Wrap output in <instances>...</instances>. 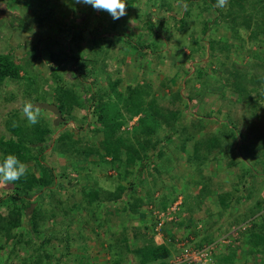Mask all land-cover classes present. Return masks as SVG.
Segmentation results:
<instances>
[{"label": "trees", "instance_id": "trees-1", "mask_svg": "<svg viewBox=\"0 0 264 264\" xmlns=\"http://www.w3.org/2000/svg\"><path fill=\"white\" fill-rule=\"evenodd\" d=\"M55 1H66L71 11L78 15L79 23L74 24L75 18L69 22H57L56 33H66L68 36L65 37L68 38L51 36L48 37L49 40L46 39L44 53L49 57L47 64L56 66L52 68L50 84L34 64L33 58L30 59L33 66L30 69V63L18 62L14 56L0 50V103L11 102L20 93V89L23 95L27 94V102L33 103L35 94L41 91L45 97L48 87L52 86L54 101L51 103L57 106L63 119L55 126L51 120L48 121L41 109L38 110L41 114L39 122L29 126L22 118V107L10 109L4 116L9 136L0 134V156L16 155L27 171L15 183H0V260L4 264L16 261L23 264H88L91 241L78 233L79 229L88 227L96 239H100L102 231L107 236L109 242L101 251L109 257L111 264H239L234 257L237 250L241 249H245L247 257L257 259L259 256L260 259L254 264H264V197L258 191L262 181L246 186L248 189L244 191L240 190L237 181H232L230 190H225L221 188L222 175L212 176L207 164L217 163L223 169L224 176L239 175L241 181L246 176L248 179L264 177L248 166L251 157L241 151L240 145L244 144L242 141L245 140V134L235 128L230 118L220 122L221 106L214 113L211 112L210 105L216 99V92L210 91L209 97L204 99L202 96L208 90L195 85L203 78L200 77L199 70H212V65H215L216 73L217 68L224 67L227 70L217 72L219 79L216 80L227 79L230 82L223 87L226 90L218 93L219 98L225 99L224 102L230 99V103L234 104L243 102L244 107H249L250 111L252 108L256 109V99L261 94L264 96V79L257 77L256 72L248 74L233 64L235 62L231 57L233 58L237 49L234 37L240 35L238 28L231 25L234 22L237 26L246 25L250 41L264 43V14L259 15V8L264 0H226L223 7L219 6L218 0H146L143 6L141 3L144 0H126L125 15L132 12L138 22V32L130 37L129 40L133 41L130 44L135 47L138 56L148 60V67L151 66L154 76L160 71L164 73V77L159 80V87L163 90L159 96L153 94V86L146 79L138 82L140 85L127 84L124 90H120L123 78H112L116 65L106 63L105 57L99 61L102 70L108 73L106 78L93 75V70L79 61L85 62L87 59L82 53L84 47L80 45L84 40L89 41V49L93 55L103 39L106 45L101 47L105 48H111L113 39L125 41L129 34L121 36L122 33L117 30L120 19H124L125 15L113 20L107 11L96 9L98 15H95L93 7L78 0ZM8 2L0 0L6 8H0V11L5 10L0 12V18L9 27L24 31L46 30L45 22L53 12V8L48 9L46 0H35L32 3L31 22L22 19L19 11L11 10ZM16 3L21 2L18 0ZM175 4L182 10L178 19L167 14L175 10ZM152 7H156V10H152ZM160 13L162 16L157 19ZM91 19L96 21V26L91 27ZM169 21H173V28L179 31L194 24L203 25L201 32H196L200 36L203 33V37L191 40L192 46L187 54L183 49L176 48V52L183 53V56L180 54L181 64L179 61L176 63L166 60L161 49L165 46L164 41L157 51L151 47V34H157L156 27L164 30L166 37L172 35V29L168 27ZM219 28L231 30L233 38L229 36L226 46L220 44L224 40L214 39H209L206 45L204 35ZM35 49L36 46H33V52ZM105 53L106 51H102V54ZM203 56L207 61L204 64L200 62ZM255 56L260 60L259 65H263L264 60ZM187 59H191L194 66L197 65L193 66L191 72L185 63ZM65 62H69L70 68L67 71L71 72L72 80L74 79L71 85L65 83V79L55 70ZM160 64L164 70L158 71ZM260 66L257 62L255 69ZM180 73L184 75H179ZM249 79H256L260 84L256 83L252 87L243 83ZM177 80L183 83L182 87L177 86ZM12 84L17 86V92L11 90ZM164 89H169V93ZM231 95H235V98H230ZM161 101L166 104H161ZM203 101L205 103L202 105ZM198 108L201 109L199 113ZM69 120L77 124L70 128L67 126ZM131 121L132 125L126 129L125 126ZM209 123L213 125L206 126ZM56 129L59 131L54 134ZM82 130L85 132L74 136L75 132ZM98 136L100 138L95 140ZM259 140L255 157H258L260 150L264 153V133ZM51 146L53 148L48 151ZM175 150H178V156L174 153ZM55 153L69 163H79V167L82 161H86L90 170L84 176L76 175L75 182L71 184L67 172L60 170L59 159L54 161ZM180 162L183 165L179 168ZM99 172L103 176H98ZM179 172L184 174L181 176ZM248 179L243 180L244 185ZM194 187L196 190L192 191ZM49 189L58 193V199L47 197L48 201L54 200L59 208L56 214L49 217L50 224L46 227L52 231L49 236H53L41 238L36 243L22 241L23 230L19 228L24 223L30 224V219L35 215L26 214L27 208L36 202L39 193ZM213 192L223 212L236 203L248 206L249 214L241 219V224H236L242 227L250 219V227L233 233L229 226L225 229L227 225L222 220L211 221V214L206 207ZM199 202L203 204L200 205ZM59 204L66 205L67 210L64 208L61 211ZM36 209L32 210L33 213L41 212ZM91 213L95 218L88 217ZM199 213L202 216H198ZM258 213L262 217L260 222L256 218ZM69 214L78 216L76 221L81 222L78 230L70 229L74 222L71 220L68 223L66 217L69 218ZM120 214L140 216L144 232H136V226L116 223ZM60 216L62 218H58ZM170 216H174L173 219L185 216L198 227L200 231L194 233L197 239L191 249L199 253L202 257L200 261L182 257L183 250L179 252L173 246L175 232L172 227L164 231L166 238L162 242H155L154 235L158 231L155 228L161 227ZM60 219L66 221L63 231H54ZM229 237H234L235 244L217 254L215 246L220 245L219 238ZM134 239L137 244L132 242ZM7 241H12L11 248L6 256H2L3 243ZM19 246H27L26 259L23 251L18 250ZM56 251L59 254L55 255ZM177 256L180 259L174 261Z\"/></svg>", "mask_w": 264, "mask_h": 264}, {"label": "rangeland", "instance_id": "rangeland-1", "mask_svg": "<svg viewBox=\"0 0 264 264\" xmlns=\"http://www.w3.org/2000/svg\"><path fill=\"white\" fill-rule=\"evenodd\" d=\"M9 2L7 3L9 8L12 10H17L19 11L20 16L22 17V19H25V21L27 22H31L33 20V14H31V6L32 3L35 0H20L21 3H16L18 0H8ZM25 4H24V3ZM146 0H144L141 3V6H143V4H145ZM46 4L48 9L53 8V12L50 16H48L47 18V22H45V28L46 30H42V29H37V30H33V31H24L21 30L19 28H14V27H9L7 25V22H5V20H3V18H0V50L1 52H7L10 55L14 56L18 62L21 61V63H26L29 64L30 63V59L33 58V60L35 61L34 64L37 65V68L40 70L42 76L47 80V82L50 84L49 80L51 79L52 76V68L56 67L55 65H48L47 62L49 60V57L47 56L46 53H44V50L46 48V39L49 40V38L52 36L53 38H58V37H62L64 38H68L65 36H68V34L66 33H60L59 35L56 33L58 26L56 25L57 22H69L71 19L75 18V23L74 24H78V15L73 13V11H71V8H69L68 3L66 1L64 2H56L55 0H46ZM53 4H56L55 7H53ZM175 10H173L172 12H167V14H169V16L174 15L177 19L181 17L182 13H181V9L179 8L178 4H175ZM134 6H136V4H134ZM0 8H3L6 10V8L4 7V3H0ZM5 10H2L5 12ZM152 10H156V7H152ZM260 10V16L262 14H264V4L260 6L259 8ZM0 11V12H2ZM94 14L98 15V11L95 9L94 10ZM77 16V17H76ZM162 16V14H158L157 15V19H160ZM120 23L117 27V30L122 33L121 36H123V34H129L127 36V38L125 39V41L121 40V39H113V45L111 46V48H105V47H101V45H106V41H104V39L101 41L100 47H96V52L93 55L90 52L89 46L90 43L87 40H84L80 43V45L82 47H84V50L82 51L83 56L86 59V61H81L79 60L81 63H83L84 65H87L88 68H90L91 70H93V75H101L102 78H106L108 73L104 72V70H102V66L100 65V61L102 60L104 57L107 58V60L105 61L106 63H110V64H115V71L113 73V75L110 74L111 71H108L109 74L113 79L117 76H121L123 78L122 83L119 86L120 90H124V87L127 84H131L134 85L140 81H142L143 79H146L147 81H149V83L152 84L153 86V94L159 96L161 89L159 87V80H161L164 77V73L160 70H164V67L160 64V66H158V71H160L157 75L154 76L152 70H151V66L148 67V65H150L148 63L147 59H142L140 56H138L135 52V47H133L130 43H132V40L130 37L134 34H136L138 32V22L134 16V14L132 12H130L128 15H125L124 19H120ZM254 20H256V18H254ZM95 20L93 21L91 19V24L93 26H96L95 24ZM252 20L250 21L251 24ZM168 27L170 26L172 35L166 37L167 35L164 34V30L158 29V27H156V33L157 34H151V47L152 50L160 48V45L162 46L163 41L165 42V46L162 49L163 55L166 57V60L172 61V62H180L179 64H181V56L180 54L183 56V53L180 52H176V48H178L179 50L183 49L185 54L188 53L190 47L192 46L191 40H197L199 37L201 38V36L203 37V33L200 36L199 34H197L196 32H201L203 25L200 23V25H193V26H189L188 29L179 31L176 28H173V21H169L168 23ZM235 24V25H234ZM234 24H232L231 26H236L238 28L239 31V35L238 37H234V44L236 46L237 49H235V54L233 55V58L231 57V59H233L235 63V67L240 68L245 70L246 73L248 74H255V72L258 74V76H261L264 79V64L263 65H259L260 60H258V58L255 55H258V57H261L262 60H264V43H254L252 41H250L249 39V30L245 29L246 25H241V26H237V23L234 22ZM90 28V27H89ZM90 30V29H89ZM195 32V33H194ZM66 34V35H65ZM201 34V33H200ZM232 31L229 29H223V28H219V29H212L210 32H208L206 35H204L206 37V45H208V40L209 39H214L222 41L224 40L222 43L220 44H224V46H226L228 43H225L229 40V36H231ZM90 35V34H89ZM242 36V38H241ZM49 37V38H48ZM232 37V36H231ZM86 38V36H85ZM233 38V37H232ZM150 41V38H147ZM138 43V42H137ZM36 46L35 52H33L32 47ZM159 50V49H158ZM170 50L171 52L167 51ZM102 51H106L105 54H102ZM32 52V53H31ZM175 56H174V55ZM24 57V58H23ZM92 57H93V61H92ZM23 58V59H22ZM155 58V57H154ZM163 58V57H162ZM91 59V60H90ZM178 59V60H177ZM89 60V61H88ZM98 61V63H97ZM46 62V63H45ZM200 62L206 63V58L205 56H203L200 59ZM258 62V66L260 67H256L255 69V65ZM97 63V64H96ZM186 66L189 67L190 72L193 70V61L191 59H187V61H185ZM102 64V63H101ZM177 64V66L179 65ZM232 64V63H231ZM153 65V63L151 64ZM30 69L33 67L30 63ZM60 66V67H59ZM57 67L56 72L60 77H63L65 79V83H68V85L72 84V76H71V72L67 71L70 67H69V62H65V63H61ZM64 66V67H63ZM197 65H195L194 67H196ZM63 69H62V68ZM150 68V69H149ZM212 70H199L201 72L200 77H203L202 80H200L199 82L195 83L196 87H200L202 88V90H208L207 94L203 95L202 97L204 99L209 97V92L212 91L213 93H215V97L216 99L214 100L213 104L210 105L211 107V112L214 113L215 110L217 108H219L221 106V112H220V122L225 121L226 118H230L234 124H235V128L239 129L240 132H243L245 134V140H243L242 142L244 144L240 145L241 147V151L242 153H244V155H248L249 157V167L252 170H255L257 172L260 173L261 176L264 177V153L262 152V150H260L258 157H255L259 148L258 142L259 137L261 134L264 133V96L261 94L258 96V98L256 99L257 101V107H254L256 109H251V111L249 110V107H244L243 102L242 103H230L231 101H229L230 99L226 100L224 102V100L219 98V94L222 90H226L225 87L226 85H228V83L230 82L227 79H220L219 81H217L219 79V76H217V72H224L225 70H227L226 68H217L216 69V73H214V69H215V65L212 67ZM210 68V69H211ZM252 69V70H251ZM95 70V71H94ZM231 70H234L231 67ZM157 71V72H158ZM211 71L213 73H211ZM185 73V72H184ZM184 73H180L179 75H184ZM194 73V72H193ZM54 74V73H53ZM197 76V74H195ZM230 75V74H229ZM190 76V74L188 75V77ZM231 77V76H230ZM186 78V75H185ZM217 79V80H216ZM183 80V79H182ZM172 81V79L170 80ZM39 82V81H38ZM42 85V82H39ZM177 86H181L183 85V83L181 81H176ZM239 83V82H238ZM244 84H248L249 86H254L256 83H259L258 80L256 79H249L246 80V82H243ZM48 84V85H49ZM175 84V82H174ZM260 84V83H259ZM138 85H140V83H138ZM264 85V83H263ZM176 86V85H175ZM72 87H74V85H72ZM11 90L14 92L18 91V88L15 84H12L10 86ZM53 87L49 86L48 87V93L45 95L44 97V93L42 94V92L40 91V93H37L34 95V99L32 102V104L34 103H51V101H54V98L52 96V90ZM165 92L169 93V89H164ZM19 92L21 93H17L16 97L11 100V102L9 103H0V134L5 135L6 137L9 136V132L7 131L5 124H4V120L6 119L4 116H6L7 111L12 109V108H21L23 107L22 104L24 103V101H28V97L27 94L23 95V93L21 92V89L19 90ZM190 93V92H189ZM199 93V92H197ZM218 95V96H217ZM211 96V95H210ZM225 96V95H224ZM218 97V98H217ZM226 97V96H225ZM230 98H235V95H231ZM36 99V100H35ZM197 101V100H196ZM223 102V104H222ZM161 104H166L165 102L161 101ZM205 102L203 101L202 105ZM201 105V106H202ZM178 106H181L180 104ZM223 107V108H222ZM7 108V109H6ZM203 109H205V105L203 107ZM210 109V108H209ZM36 111L41 110V109H34ZM43 110V109H42ZM200 108L197 109V113L200 112ZM89 112H92V108L89 109ZM43 114H45V116L47 117L48 121L51 120L52 123L54 124L55 121V115H53L52 113H50L49 111L43 110ZM211 116L213 117V114H211ZM78 117V115H77ZM79 118V117H78ZM77 119V118H76ZM74 119V120H76ZM63 120V119H62ZM135 120V119H134ZM50 121V123H51ZM61 122V120L59 121ZM59 122L57 124H54L55 126H58ZM133 121L129 122L125 128L129 129L130 126L132 125ZM75 124H77V122H70L67 121V126H69L70 128H73L75 126ZM213 125L212 123H209L208 126ZM262 127V128H261ZM57 128V127H55ZM59 131L58 129L55 130L54 134H56V132ZM85 131L82 130L80 132H75L74 136L77 137L79 136V134L84 133ZM100 137L98 136L95 140L99 139ZM261 144V142H260ZM235 145V144H233ZM53 148V146H51L49 150H51ZM178 150H175L174 153L176 154V156H178L179 154L177 153ZM59 159V167L60 170L62 172L66 171L67 174L69 175V178L71 180V184L74 183V178L76 175L80 176H84V174L89 171V164L86 161H82L81 162V167H79V163L77 162H70L67 160H65L63 157L61 156H57V154L55 153V158L54 161H57L56 159ZM93 158L95 159V156H93ZM83 167V168H82ZM212 171L215 174H218L220 172L218 166H214L211 167ZM219 170V171H218ZM218 172V173H217ZM181 174V176L184 174V172H179ZM101 175L103 176V173L100 174V172L98 173V176ZM232 175V174H231ZM239 175H232L231 177L228 176L226 177L225 180H222V185L221 188L225 189V190H230V184L232 183V181H237L238 186L240 187V190L243 189L246 190L248 188H246V186L256 182L258 183L259 181H262L258 191L259 194H261V196L264 197V179H262L261 177L258 179V177H254L251 179H248V177L246 176L245 179H248V182L245 183L244 185V181L239 179ZM246 181V180H245ZM123 184H125L124 181H122ZM253 185V184H252ZM196 187H194L192 189V191H195ZM236 190V188H235ZM231 191H233V189H231ZM256 191V190H253ZM214 193V192H213ZM211 195V197L208 199V206L206 207L210 214H211V221H216L218 219L222 220L223 222L226 223V228H228V226L231 228L230 230H232V232H239L240 230H242L244 227H250L251 222L249 221L250 219H247V223L245 225L242 224L237 226L239 223L241 224V219L246 218V216L249 214L248 212V206H242L241 203H236L235 205H230L229 209L226 212L221 211L220 209V205L217 202V198L215 193ZM52 196V199H58V193L54 192L53 190L49 189L48 191H44L43 193H39L38 195V199L36 198V202H34L33 204H31L27 210H26V214H32L31 216H34L30 219V224H26L24 223L19 230H23V235H21V239L22 241H30V243H36L37 240H41V238L43 239H47L50 236V231L48 228V224H50V221L48 222L49 217H51L53 214H56L59 211V208L57 207L56 203L54 200H49L47 199V197ZM34 198V197H33ZM242 202H245V200H242ZM35 204V205H34ZM200 205H202L203 203L199 202ZM60 205V204H59ZM250 206V204H249ZM29 208H37L39 210H41V212L37 213H33L29 211ZM67 210V206L65 205H60V210L64 211ZM36 209V210H37ZM147 209H150L147 208ZM172 210H174V206L172 208ZM264 211V210H263ZM72 212V211H71ZM221 213V216H218V214ZM72 214V213H70ZM69 214V215H70ZM85 214V213H82ZM117 215L119 214V211L116 213ZM93 214L91 213V215H88V217L90 218H95V215L92 216ZM198 216H202L201 213H199ZM174 216H170L168 217V219L163 222L162 226L159 227L157 226L155 229L158 230L156 231L157 234L154 235V240L156 243H160L163 241V239L166 238L165 235V230L169 229V228H173L174 229V243L173 246H175L178 251L180 252V250H183L182 253V257L183 258H187L191 261H200V259L202 258L199 253H197L195 250L191 249L193 242L197 239V237L194 235V233H196V231H200L198 229V227H196V225L193 224L192 221L188 220L185 216H182L178 219H173ZM58 218H62L61 216ZM257 221H261V215L260 213L257 214ZM66 219H68V223L69 221L72 220V222H74V224L71 226V230L72 229H77L80 228L81 226V222L80 220L77 222L76 219L78 220V216L76 214L74 215H70V217H66ZM205 220V219H204ZM52 221V220H51ZM65 220L64 219H60L58 223H56L58 226H56L54 229V231H63L62 227L65 224ZM93 223V222H92ZM116 223H118L119 225H128V226H136L137 231L136 232H144L142 230V223L140 222V216H133V217H128L120 214V218L116 220ZM206 224V223H204ZM26 225V226H25ZM52 225L53 221H52ZM212 225V223H211ZM210 225V226H211ZM208 226V224H207ZM47 227V228H46ZM241 227V228H240ZM18 230V231H19ZM239 230V231H236ZM99 231V230H97ZM78 233L83 236L86 237L87 239L90 238V255L91 257L88 258L87 262L88 264H111V260H109V257L107 255H105L104 251L101 249H103L106 246V243L109 242V240H107V236L104 235L103 231L100 233V239H96L95 236L89 232V228L86 227L85 229H79ZM198 233V232H197ZM238 235V234H237ZM48 236V237H47ZM40 238V239H38ZM219 242L220 245L215 246L217 248V254L220 252H223L225 249L224 248H229V246H233L234 243V237L233 238H219ZM101 240V241H100ZM107 240V241H106ZM134 243H138L136 239H134V241H132ZM167 242V241H165ZM11 244L12 241H7L4 242V249L2 252V256H6L8 254V251L11 248ZM27 246H19L17 247L18 250H22L23 251V256L26 259L27 258V254L25 253V249ZM213 247L214 246H210ZM209 247V248H210ZM215 249V248H214ZM230 252V251H229ZM59 254V251H56L55 255ZM22 256V257H23ZM96 256H98V259L96 258ZM257 259H254L252 256L247 257V252L245 251V249H241V250H237V253L235 254L234 259L236 260V262H238L239 264H254L257 263L258 260L260 259L259 256H257ZM180 256H177L174 261L179 260ZM214 260V258H213ZM12 262V261H10ZM173 262V261H172ZM0 264H4L2 260H0ZM11 264H23V262L21 261H16L15 263H11Z\"/></svg>", "mask_w": 264, "mask_h": 264}, {"label": "clouds", "instance_id": "clouds-1", "mask_svg": "<svg viewBox=\"0 0 264 264\" xmlns=\"http://www.w3.org/2000/svg\"><path fill=\"white\" fill-rule=\"evenodd\" d=\"M78 2L90 5L94 9L107 11L113 20H118L126 14V0H78ZM225 2L226 0H218L220 7H223ZM49 112L52 113L51 111ZM40 115L38 111L34 110V105L30 101L24 103L22 118L27 121L29 126L36 125L39 122ZM26 171L24 164L16 155L6 154L0 156V183L4 185L15 183L26 175ZM32 210L33 208L30 212Z\"/></svg>", "mask_w": 264, "mask_h": 264}, {"label": "water", "instance_id": "water-1", "mask_svg": "<svg viewBox=\"0 0 264 264\" xmlns=\"http://www.w3.org/2000/svg\"><path fill=\"white\" fill-rule=\"evenodd\" d=\"M34 109H46L48 111H51L55 116L54 124H57L62 118H61V112L58 110V108L51 103H35ZM32 208H29V211H31Z\"/></svg>", "mask_w": 264, "mask_h": 264}, {"label": "crops", "instance_id": "crops-1", "mask_svg": "<svg viewBox=\"0 0 264 264\" xmlns=\"http://www.w3.org/2000/svg\"><path fill=\"white\" fill-rule=\"evenodd\" d=\"M121 83H122V82H121ZM161 90H162V89H161ZM162 91H163V90H162ZM206 126H208V125H206ZM182 165H183V163L180 162V163L178 164V167L180 168ZM207 166H208V170H209V172L211 173L212 176H215V177H218V176H219V177H220V175H222V177H221L222 180H225V179H226V176H224V175L222 174V173H223V169L219 166V164H217V163H209V164H207ZM214 166H218V168L220 167L219 170H220V169H221V170H220L219 173L217 172L218 174H215V173L213 172L214 170L212 171V168H211V167H214ZM219 170H218V171H219ZM217 182H218V181H217ZM221 183H222V181H221ZM232 189H233V188H232ZM215 192H216V191H215ZM215 192H214V193H215ZM214 193H213V194H214ZM215 195H216V194H215Z\"/></svg>", "mask_w": 264, "mask_h": 264}]
</instances>
